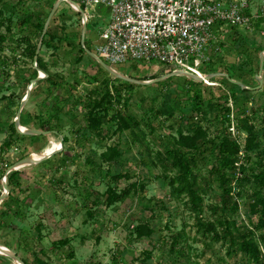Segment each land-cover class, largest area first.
<instances>
[{"label":"rangeland","instance_id":"obj_1","mask_svg":"<svg viewBox=\"0 0 264 264\" xmlns=\"http://www.w3.org/2000/svg\"><path fill=\"white\" fill-rule=\"evenodd\" d=\"M54 2H0V33L6 38L0 44V162L12 164L32 153H41L49 145L50 137L60 144L46 159L23 167L22 172L30 174V178L18 189L21 200L16 205L18 213L9 204L0 207L4 211L1 216L27 218L24 224L27 230L19 231L21 259L27 264L40 261L45 264H258L229 250L228 243L203 237L194 226L196 213L190 210L184 196H170V187L163 175L173 174L165 164L164 153L173 145L184 111L190 121L200 122L208 136L214 137L226 129L229 131L231 118L228 120L224 112V108L229 107L240 143H244L247 135L244 127L252 126L254 130L260 129L255 139L261 143L258 150L264 147V61L261 87H257L259 82L255 77L259 53L264 50V36L234 30L231 36L238 34V39L243 36V45L237 47L231 41L223 48L216 66L211 62L201 68L204 72L227 73L250 87L243 88L236 99L231 97L229 85L222 76L213 78L223 88L197 83L184 76H172L150 84L133 83L129 91L112 75L99 70L80 50L81 17L67 2L58 5L44 33V43L39 45L42 31L40 33L35 25L39 20L46 21V13ZM88 12L93 18L86 23L84 46L90 49L88 47L94 45L105 23L107 12L103 6ZM27 45H35V50L39 45L37 55L45 70L37 65L34 67ZM114 68L138 80L153 79L169 72V68L156 62L125 63ZM39 71L55 76L58 86L49 90L44 82H35L29 88L30 80ZM107 86L111 93L116 86L122 94L120 104L114 103L113 107L117 105L118 109L129 112L138 120L139 128L134 135L127 130L123 133L114 131L113 122L109 120L111 109L103 119L101 131H85L86 105L91 98H99ZM27 90L29 94L19 114V122L26 128L41 129L40 122L49 121L46 128L41 129L48 134H25L5 148L3 141L8 134V125L14 121ZM68 93V101L63 100ZM199 93L202 103L198 105V111L192 104ZM169 111H172L170 116ZM54 113L53 119H49ZM30 121L33 124H29ZM113 145L121 150L119 166L100 157L106 147ZM14 146L19 151L13 152ZM256 151H249L251 161L246 162L242 175H248L251 167L259 169L256 161L260 158L256 157ZM7 152L10 155L5 160L3 157ZM204 156L208 158L206 161L201 158ZM211 157L208 152L197 156V182L204 188L202 212L198 216L206 219L234 216L239 223L247 224L245 207L252 200L253 184L232 182L231 201L237 204V211L232 212L230 206L214 211L215 206L221 205L220 188L215 181L209 187L204 185ZM260 157L264 163L263 155ZM117 170L123 177L114 180L111 174ZM132 182H136L137 187L126 199L106 204L107 187L119 190ZM3 221L6 223L8 219ZM139 221H147L154 233L151 237L132 241L129 230ZM176 233L181 237L171 249ZM5 234L0 235V241L8 239ZM64 238L68 239L66 245L55 244ZM147 251L150 257L142 263ZM0 264L14 263L9 257L2 256Z\"/></svg>","mask_w":264,"mask_h":264},{"label":"trees","instance_id":"obj_2","mask_svg":"<svg viewBox=\"0 0 264 264\" xmlns=\"http://www.w3.org/2000/svg\"><path fill=\"white\" fill-rule=\"evenodd\" d=\"M3 0H0L2 2ZM48 13H46V16ZM44 21L39 20L36 23L35 28L41 33ZM49 38L52 39V34H49ZM45 35L42 38L44 43ZM5 35L0 33V44L5 40ZM86 43V42H85ZM243 41L239 40L236 44L237 47L243 45ZM48 44V42H46ZM26 48L30 57L34 56L35 45H27ZM91 49V46L88 47ZM80 50L84 53L85 57L89 58L92 62L96 64L99 70L108 74L94 59H92L85 50L81 47ZM36 65L45 70L41 66V60L37 55ZM123 83L129 90L133 83L122 80L120 78H115ZM225 83L229 85L231 90V97L236 99L242 92L243 88L240 86L228 83L227 79H224ZM191 81V80H190ZM37 82H44L48 89L50 87L58 86V82L52 74L46 72V75L42 77ZM192 82V81H191ZM198 83V82H197ZM107 85V84H106ZM126 89V88H124ZM103 92L99 98H91L88 105H86V110L84 113V119L86 122L85 131L99 132L102 130L103 119L108 116V111L111 109V114L109 115V120L113 122L114 131L123 133L124 131H129L130 134L134 135L135 130L139 128L138 120L125 110L117 108L114 103L120 104L121 92L120 89L114 86L112 94L109 87L102 89ZM130 91V90H129ZM114 95V96H113ZM70 94L65 95L63 100L68 101ZM196 101L192 104L193 109L199 111V104L201 102V94H197ZM232 98V99H233ZM210 101V100H209ZM229 107L224 108V112L227 119L230 117ZM157 113V112H156ZM168 116L172 115V111L167 112ZM56 114L54 113L49 117L53 119ZM48 119V120H49ZM264 120V118H263ZM231 121V120H230ZM49 121L43 120L39 124V128L45 129ZM180 126L177 129V136L173 138V145L170 148L165 149L164 161L167 168L173 170V174L163 175L167 180V185L170 187V196L172 198H179L184 196L186 204H189L190 210L196 213L194 226L196 230L201 233L203 237H209L212 241H221L222 243H228V249L234 251L235 253H240L249 262H255L258 264L264 263V163H262V157H264V147L260 150L259 147L261 143L255 141L256 135L260 133V129L254 130L252 126H245L244 129L247 132L244 143L241 144L238 137H234L229 131L217 134L214 137H209L207 129L200 124V122L190 121V116L186 115V111L181 115L179 119ZM230 123V122H229ZM228 123V124H229ZM20 124L24 126L21 121ZM242 129L241 127H238ZM25 136V134L19 133L16 128L14 121L8 125V134L3 141V146L9 148L12 143L16 142L18 138ZM64 139V138H63ZM257 149L255 152L256 157L258 156L257 168L251 167V171L248 175H241L237 179L238 182H245L253 184L251 198L252 200L245 207V215L247 224L239 223L234 216H223L217 217L215 219H206L202 216H198L202 212V191L203 187H199L198 184V174L195 171L197 166V156L198 154H203L208 152L212 157V162L208 170V178L204 185L209 187L212 181H215L220 188L219 201L220 206H215L214 211L220 209L225 210L229 206L232 212L237 211V204L231 201V194L233 186L231 183L235 178V162L241 161L239 169L241 173L245 168L246 162L251 161L249 156V151ZM5 150V149H4ZM241 155V157H240ZM121 150L113 145L105 148L101 152L100 157L105 162L116 163L119 166L120 163ZM203 160H207L206 156L201 157ZM264 160V159H263ZM166 169V168H165ZM4 171V170H3ZM2 171V173H3ZM17 171H11L6 176V183L8 188L16 185L15 176ZM128 175V174H127ZM112 179L119 180L123 177L120 170L111 174ZM137 187L136 182H132L127 186L116 190L112 187H107L105 194V202L107 205H111L115 202H120L126 199L130 193ZM143 185H141V188ZM11 195V190H9L7 196L0 203L2 206L3 202ZM132 236V241L141 239L143 237H151L154 233V229L148 224L147 221H139L132 225V229L129 230ZM181 236L176 233L173 236L171 246L173 249L175 245L178 244V238ZM68 239H58L56 245H66ZM150 257V252H146L142 263H146L147 259ZM23 261V260H22ZM24 264H27L23 261ZM38 263V260H37ZM38 264H45V262L40 261Z\"/></svg>","mask_w":264,"mask_h":264},{"label":"built area","instance_id":"obj_3","mask_svg":"<svg viewBox=\"0 0 264 264\" xmlns=\"http://www.w3.org/2000/svg\"><path fill=\"white\" fill-rule=\"evenodd\" d=\"M87 16L104 7L107 18L91 46L106 64L160 63L170 71L199 77L207 86L222 85L201 68L221 51L226 33L236 29L264 36V0H73ZM264 56V51L261 52ZM44 77V75L41 73ZM230 113L229 132L238 137ZM13 152L19 151L17 146ZM12 152V154H13ZM10 153H6L3 159ZM235 162V180L241 177ZM10 164L2 161L1 168ZM3 174L1 175L2 179ZM0 179V183H1ZM234 184V183H233Z\"/></svg>","mask_w":264,"mask_h":264},{"label":"water","instance_id":"obj_4","mask_svg":"<svg viewBox=\"0 0 264 264\" xmlns=\"http://www.w3.org/2000/svg\"><path fill=\"white\" fill-rule=\"evenodd\" d=\"M61 2H67L75 11H77L81 17V21H82V26H81V37H80V44L83 47V49L85 50V52L96 61V63H98L100 65V67H102L105 71H107L110 75H112L114 78H120L123 79L125 81L131 82V83H137V84H150V83H155L158 81H161L163 79L172 77V76H184L187 77L191 80L194 81H200L201 79L199 77H196L192 74L186 73V72H181V71H170L166 74L160 75L156 78L153 79H149V80H138L135 79L133 77H130L126 74H123L121 72H119L116 68H113L111 66H109L108 64H106L103 60H101L93 51H91L90 49L85 48L84 46V35H85V30H86V23H87V16L86 13L73 1V0H55V2L53 3L46 21L44 22L43 25V29H42V33L40 35V40H39V45L41 43V40L44 36V33L46 31V28L48 26L49 21L51 20L54 12L56 11L58 5ZM39 45L37 46L34 56H33V64L34 67H36V59H37V54L39 51ZM263 59L264 56L262 53H260L259 56V69L257 71V73L255 74V77L257 78L259 85L257 87H261L262 84V78H261V71H262V67H263ZM40 73L37 74V76L33 79L30 80V86L29 88H31L32 83L37 82L38 80H40L43 76L41 75L42 71H39ZM45 76V73H42ZM209 77H215V76H222L224 78H226L229 82L236 84L238 86H240L241 88H245V89H250V87L244 86L240 81L235 80L231 77H229V75L227 73L224 72H214V73H210L208 74ZM29 94V90L26 91L19 107L18 110L15 114L14 117V124H15V128L16 130L21 133V134H30V135H47L48 131L46 130H41V129H33V128H26L24 126H22L19 122V114L22 110V107L24 106L27 97ZM56 151V150H55ZM55 151H52L49 154H45L42 155L40 158L35 159L33 158L31 155L22 158L20 160H17L15 162H13L12 164H10L4 171L2 179H1V192H0V203L2 202V200L7 196L9 189L6 183V176L9 172L13 171V170H17L23 166L29 165V164H33L36 162H40L44 159H46L48 156L52 155ZM0 254L9 257L14 264H24L23 261L20 259V257L11 249H9L6 246H3L0 244Z\"/></svg>","mask_w":264,"mask_h":264},{"label":"crops","instance_id":"obj_5","mask_svg":"<svg viewBox=\"0 0 264 264\" xmlns=\"http://www.w3.org/2000/svg\"><path fill=\"white\" fill-rule=\"evenodd\" d=\"M237 35L235 34L234 36H229L228 33H226L224 35L223 40L221 42V51L218 53L217 56L215 54H212L213 58H214L212 60V63L215 66H216L215 62L218 59L221 58L220 56L222 54V51H223L224 47H226L231 41H232L231 42L232 44L236 45L239 40H242V41L245 40V39L241 38L243 36H241L240 39H238ZM263 51L261 50V52H263ZM263 61H264V59H263ZM258 63H259V58H258ZM215 72H217V71H215ZM262 74H263V70L261 71V76H262ZM28 123L29 124H33V121L32 122L30 121ZM29 128H33V127L29 126ZM1 163H2V161L0 162V165H1ZM23 167H25V166H23ZM23 167H21V168H19L17 170H13V171H17V174L15 176L17 184L13 185L10 188H8L9 190H11V195L3 202L4 205L5 204H9L10 206H12L13 210H15V213H16V211L18 213L16 205H19L21 203V200H20V198H18V195H17L20 192V191H18V189L19 188H23V186H24V182L23 181L30 178V176H29L30 174H27L26 172H22V171H24ZM2 171H3V169L0 166V176L4 173V171H3V173H2ZM26 198H23L24 201L27 200ZM30 204L31 203H29V205ZM9 205H7V206H9ZM10 206L8 208L12 209ZM3 213H4V211L0 210V235H3V233H7L5 235L8 237V239L6 241H0V244L3 245V246L8 247L9 249L13 250L16 254H18V248H20L19 247V245H20L19 244V242H20V239H19L20 238V233H19V231H23L24 229L27 230V228L24 225L26 223V219L27 218H26V216H1ZM5 219H8V222L4 223L3 220H5ZM17 220L21 223V225H20V223L15 224V221H17ZM2 256H4V255H2ZM2 256H0V258H2ZM18 256H19V254H18ZM20 259H21V257H20Z\"/></svg>","mask_w":264,"mask_h":264},{"label":"bare ground","instance_id":"obj_6","mask_svg":"<svg viewBox=\"0 0 264 264\" xmlns=\"http://www.w3.org/2000/svg\"><path fill=\"white\" fill-rule=\"evenodd\" d=\"M60 147L59 142L54 141L51 137H50V143L49 145L41 152V153H32L31 156L35 159L40 158L42 155L45 154H49L52 151L57 150Z\"/></svg>","mask_w":264,"mask_h":264}]
</instances>
